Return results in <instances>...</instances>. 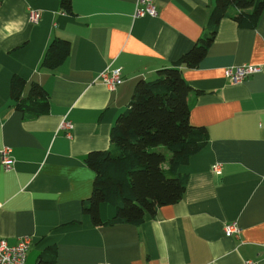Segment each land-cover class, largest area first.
<instances>
[{"label":"crops","instance_id":"0c3cea01","mask_svg":"<svg viewBox=\"0 0 264 264\" xmlns=\"http://www.w3.org/2000/svg\"><path fill=\"white\" fill-rule=\"evenodd\" d=\"M154 3L156 15L134 17L135 0H72L71 12L60 0H0V148L14 159L9 169L0 161V239L14 245L30 236L25 264L50 248L53 264H264V9L253 28L222 18L198 65L179 66L192 87L189 121L207 132L206 145L178 168L187 179L182 198L137 225L95 226L82 211L94 178L87 153L109 148L135 82L154 79L192 47L215 0ZM30 8L40 11L35 23ZM54 38L70 51L51 70L41 60ZM241 64L261 70L233 83L224 70ZM107 67L120 70L113 89L99 79ZM14 76L25 81L21 103L32 82L46 89L45 113L15 108ZM99 213L106 222L115 208L101 203ZM231 222L239 231L226 236Z\"/></svg>","mask_w":264,"mask_h":264},{"label":"trees","instance_id":"16d2710c","mask_svg":"<svg viewBox=\"0 0 264 264\" xmlns=\"http://www.w3.org/2000/svg\"><path fill=\"white\" fill-rule=\"evenodd\" d=\"M72 0H60L64 12H71ZM236 12L231 14V8ZM264 9V0H215L202 35L180 59L161 68L151 80L139 78L126 108L120 112L109 131L108 149L93 150L85 157L94 172L92 190L82 203V211L95 225L129 223L137 225L157 209L179 201L187 179L178 168L207 143L205 127L189 121L188 95L192 87L179 68L196 67L214 40L219 21L230 18L240 28H253ZM70 43L54 38L45 48L41 66L54 70L67 58ZM25 81L14 76L10 83V98L15 108L28 117L48 110L49 96L38 82L29 87L26 102L21 103ZM162 146L168 153L155 150ZM114 206V215L101 220L99 206ZM56 249L42 252L36 264H53Z\"/></svg>","mask_w":264,"mask_h":264},{"label":"built area","instance_id":"2783aa9c","mask_svg":"<svg viewBox=\"0 0 264 264\" xmlns=\"http://www.w3.org/2000/svg\"><path fill=\"white\" fill-rule=\"evenodd\" d=\"M156 15V6L154 0H135L134 17L154 16ZM40 18V11L30 8L28 10V20L35 23ZM260 66L254 64H241L226 67L224 75L233 83L241 82L244 78L260 72ZM99 79L109 88L113 89L117 83L121 81V74L119 69L106 68L99 75ZM61 127L67 130L72 128V123L63 121ZM69 136V134H68ZM0 161L4 168L9 169L14 162L11 154V148L3 145L0 148ZM213 171L217 174L221 173L218 164L213 166ZM239 228L236 222L228 223L224 226V233L226 236L236 235ZM31 244V237L24 236L19 238L18 242L10 245L6 240L0 239V264H25L26 253ZM109 264V263H100ZM245 264H255L253 261H246Z\"/></svg>","mask_w":264,"mask_h":264},{"label":"rangeland","instance_id":"374dc122","mask_svg":"<svg viewBox=\"0 0 264 264\" xmlns=\"http://www.w3.org/2000/svg\"><path fill=\"white\" fill-rule=\"evenodd\" d=\"M155 150L165 153L167 157L169 156V153L162 146H158Z\"/></svg>","mask_w":264,"mask_h":264}]
</instances>
